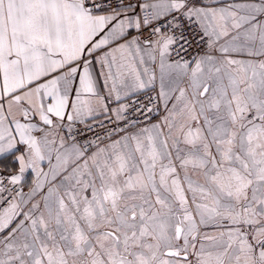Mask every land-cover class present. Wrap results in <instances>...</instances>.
Wrapping results in <instances>:
<instances>
[{"label":"snow or ice","instance_id":"6c2138e0","mask_svg":"<svg viewBox=\"0 0 264 264\" xmlns=\"http://www.w3.org/2000/svg\"><path fill=\"white\" fill-rule=\"evenodd\" d=\"M0 264H264V0H0Z\"/></svg>","mask_w":264,"mask_h":264},{"label":"crops","instance_id":"0c3cea01","mask_svg":"<svg viewBox=\"0 0 264 264\" xmlns=\"http://www.w3.org/2000/svg\"><path fill=\"white\" fill-rule=\"evenodd\" d=\"M6 163H7V161H6ZM31 175H32L31 170H29V171L26 173V175H25V179H26V180H30V179H31Z\"/></svg>","mask_w":264,"mask_h":264}]
</instances>
